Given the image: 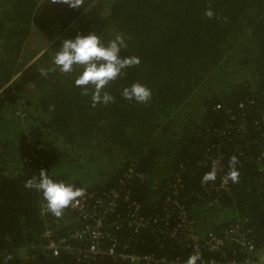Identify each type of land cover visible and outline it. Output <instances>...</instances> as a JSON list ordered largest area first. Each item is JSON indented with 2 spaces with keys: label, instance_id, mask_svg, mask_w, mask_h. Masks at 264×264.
Instances as JSON below:
<instances>
[{
  "label": "trees",
  "instance_id": "1",
  "mask_svg": "<svg viewBox=\"0 0 264 264\" xmlns=\"http://www.w3.org/2000/svg\"><path fill=\"white\" fill-rule=\"evenodd\" d=\"M89 31L105 43L123 36L121 56L140 60L106 86L114 97L107 105L93 106L92 88L83 94L74 86L78 69L65 74L53 65L62 39ZM32 32L46 46L33 61L39 51L25 53ZM132 83L151 90L148 103L122 97ZM262 115L264 0H82L80 8L0 0V131L13 119L25 122L15 150L0 141V264H128L119 253L187 261L197 250L205 260H242L230 243L212 253L168 232L181 215L202 238L223 237L234 221L246 220L256 249L264 245ZM30 151L51 178L82 188V197L118 194L99 241L113 256L77 263L44 250L43 198L26 187ZM233 156L239 177L224 189ZM109 162L105 175L101 164ZM214 165L215 179L203 181ZM88 203L89 212L103 215ZM134 204L140 228L127 224ZM47 219L56 240L84 224L67 209L60 217L48 211ZM70 245L83 249L87 241Z\"/></svg>",
  "mask_w": 264,
  "mask_h": 264
},
{
  "label": "clouds",
  "instance_id": "2",
  "mask_svg": "<svg viewBox=\"0 0 264 264\" xmlns=\"http://www.w3.org/2000/svg\"><path fill=\"white\" fill-rule=\"evenodd\" d=\"M68 5L70 8H80L82 0H53ZM205 15L211 17V10ZM126 47L125 38L116 35L113 39L103 42L95 32L89 31L87 34L77 32L70 38H64L59 44L58 50L53 56V65L61 73L69 74L78 69V74L74 79V86L81 88L83 94L88 93L92 88V105H107L114 101V97L104 91L106 86L120 77L126 68L138 65L139 57L121 56V50ZM44 71V70H42ZM121 95L125 100L146 104L150 101L151 90L143 84L132 83L124 87ZM237 158L233 156L230 161L231 170L228 172L225 183L231 180L237 182L239 172L235 165ZM216 177V167L205 174L203 181L214 180ZM26 187L35 189L46 202L47 209L56 217H60L63 211L74 201L84 195V190L73 184L55 180L48 175V171L41 169L35 182L29 180ZM201 259L199 251L190 255L186 264H197Z\"/></svg>",
  "mask_w": 264,
  "mask_h": 264
},
{
  "label": "built area",
  "instance_id": "3",
  "mask_svg": "<svg viewBox=\"0 0 264 264\" xmlns=\"http://www.w3.org/2000/svg\"><path fill=\"white\" fill-rule=\"evenodd\" d=\"M217 108H219V106H217ZM262 119L264 120V115H262ZM36 153L37 152L30 151L24 158V162L28 166L30 177L33 182L36 181L38 174L44 165V160L39 158ZM262 157H264V153L262 154ZM259 168L260 171H263L264 169L261 166ZM226 187L227 183H222L221 188L226 189ZM117 198V193H112L106 200L95 199L94 195L91 193L85 197L78 198L66 209L84 221V224L80 226V228H77L76 230L74 229L68 238H61L57 240L54 238V229L50 226L47 219L48 209L46 202L43 200L38 203L39 214L45 222V230L41 234V238L45 241L43 246L44 250L49 251L55 257L65 253L73 257L77 263L90 262L101 255L113 256L115 253L113 247L109 248L107 251H103L100 248L99 241L104 234V216L106 214H115L117 209L115 200ZM89 199L95 201L97 208L104 211L102 216L97 214L94 210L89 212ZM133 206L134 213L130 215L127 224L133 228H135V226L136 228H140L141 223L143 222L141 220H137L139 218L137 214L139 206L136 204ZM180 220L181 223L171 232H168V236L171 238L179 235L182 240L187 241L188 245H203L212 253L221 252L224 244L230 243L237 247V252L245 255L242 260H235L234 258L231 260H205L201 258L197 264H264V245L259 250L256 249L252 232L245 230L246 220L234 221L232 226L224 232L223 237L208 235L206 238L192 234L191 220L189 221L186 215H181ZM71 241H87V245L83 249L74 248L70 245ZM118 257L128 264H186V261L182 259L167 260L166 258H155L151 255H145L140 258L128 253H119Z\"/></svg>",
  "mask_w": 264,
  "mask_h": 264
},
{
  "label": "rangeland",
  "instance_id": "4",
  "mask_svg": "<svg viewBox=\"0 0 264 264\" xmlns=\"http://www.w3.org/2000/svg\"><path fill=\"white\" fill-rule=\"evenodd\" d=\"M97 1L98 0H95V2H97ZM26 44L27 45H26V52L25 53H26L27 56L32 55L34 51L35 52L39 51L38 52L39 54L36 57H33V56L31 57V59L33 58L32 61L35 60L37 57L41 56L42 53L46 50L45 42L42 41L39 38V36L37 34H35L34 32L31 33V36L28 38ZM31 59L29 60V62L31 61ZM51 61L52 60H50L48 62L50 63ZM14 78H16V77H14ZM201 91L204 92L203 90H201ZM211 93H213V92L209 91L208 94L204 95L205 98H209ZM26 101H23V102H20V103H24ZM20 116L23 117V115H21V114H20ZM20 122H22V123H20ZM24 127H25V122L23 123V119H20V121H18L17 119H13L12 122L10 123L9 127L1 129V131H0V141H4L5 144H7L11 150H15L16 143H17V137H18L21 129H24ZM109 164L112 165V162H109L106 165L105 164H101L102 165L101 169L102 170L104 169L105 175H109V174L112 173L111 170H108V168H109L108 165Z\"/></svg>",
  "mask_w": 264,
  "mask_h": 264
}]
</instances>
